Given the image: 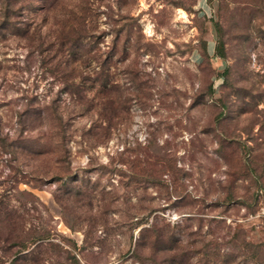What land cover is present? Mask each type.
<instances>
[{
  "label": "rangeland",
  "instance_id": "374dc122",
  "mask_svg": "<svg viewBox=\"0 0 264 264\" xmlns=\"http://www.w3.org/2000/svg\"><path fill=\"white\" fill-rule=\"evenodd\" d=\"M4 22L0 201L42 264H264V0H0Z\"/></svg>",
  "mask_w": 264,
  "mask_h": 264
},
{
  "label": "trees",
  "instance_id": "16d2710c",
  "mask_svg": "<svg viewBox=\"0 0 264 264\" xmlns=\"http://www.w3.org/2000/svg\"><path fill=\"white\" fill-rule=\"evenodd\" d=\"M7 11L8 7L4 14ZM5 25L6 22L0 23L1 28ZM4 203L0 201V226L5 225L7 228L0 230V264H42V243L39 240L43 235L37 234L33 228L26 231L24 216L18 209L10 207L8 202Z\"/></svg>",
  "mask_w": 264,
  "mask_h": 264
}]
</instances>
